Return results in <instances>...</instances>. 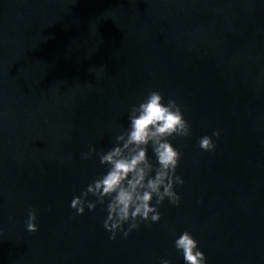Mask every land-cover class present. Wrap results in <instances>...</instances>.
Segmentation results:
<instances>
[{
  "label": "clouds",
  "instance_id": "obj_1",
  "mask_svg": "<svg viewBox=\"0 0 264 264\" xmlns=\"http://www.w3.org/2000/svg\"><path fill=\"white\" fill-rule=\"evenodd\" d=\"M164 100L159 91H150L139 104L131 106L129 126L115 137L110 150L98 152L95 146H90L88 152L81 153L84 160L95 154L100 164L107 166V172L88 184L80 195L74 196L70 206L77 215H82L85 207L94 211L107 200L103 227L110 233L111 240H116L120 233L127 238L142 223L148 226L158 223L161 220L159 208L166 199L174 206L180 203V196L174 189L184 184L183 178L176 174L182 153L169 138L190 137L191 125L176 100L169 99L167 103ZM212 136L219 137L220 132L214 131ZM198 146L206 152L216 148L208 135L200 137ZM149 147L155 164L148 156ZM89 196L95 200H89ZM36 219L35 210H29L28 232L38 231ZM174 246L182 251L185 264H206L204 253L189 231L185 230L176 238ZM160 264L171 262L162 258Z\"/></svg>",
  "mask_w": 264,
  "mask_h": 264
}]
</instances>
